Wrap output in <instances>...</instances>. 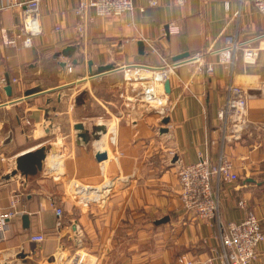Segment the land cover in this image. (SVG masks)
I'll return each mask as SVG.
<instances>
[{"label": "crops", "instance_id": "obj_1", "mask_svg": "<svg viewBox=\"0 0 264 264\" xmlns=\"http://www.w3.org/2000/svg\"><path fill=\"white\" fill-rule=\"evenodd\" d=\"M81 1H43V33L25 47L16 36L24 6L0 0V77L12 86V96L0 87V207L6 211L15 204L17 212L0 240V264H61L59 254L73 251L81 240L87 252L99 256V264H174L181 255H213L221 247L218 221L187 213L180 201L179 167L195 163L200 153L216 160L223 151L240 177L234 184L214 183L223 223L243 219L245 208L238 204L244 201L264 230V45L254 64L245 63L242 49L230 64L209 53L223 48L229 35L239 42L264 35V18L254 4L133 0V10L120 17L87 9L80 33L76 9ZM8 39L16 43L7 44ZM260 41L264 37L254 45ZM69 46L72 56L62 53ZM196 53L199 61L192 60ZM184 54L169 79L172 109L164 124L159 109L149 108L130 87H142L146 80L127 83L126 68L160 67L163 59L170 63ZM209 61L214 62L211 75ZM103 67L109 70L100 72ZM140 73L151 71L141 67ZM235 80L249 91L250 124L241 140L223 143L218 111ZM34 88L38 93L27 96ZM79 122L111 127L113 141L103 146L107 160L95 157L98 140L78 141L74 125ZM64 127L69 131L63 133ZM47 142L56 144L48 157L56 170L63 169L64 158L72 193L53 181L57 173L49 165L28 179L19 173L7 178L18 155ZM54 198L65 210L61 227L51 206ZM36 234L46 240L32 242ZM117 248V258L110 260ZM259 249L254 264H264V243Z\"/></svg>", "mask_w": 264, "mask_h": 264}, {"label": "built area", "instance_id": "obj_2", "mask_svg": "<svg viewBox=\"0 0 264 264\" xmlns=\"http://www.w3.org/2000/svg\"><path fill=\"white\" fill-rule=\"evenodd\" d=\"M45 0H26L23 3H18L17 0H8V4L18 3L24 6L20 32L16 36L23 38L22 44L25 47H30L33 44V39L43 33L41 19V4ZM181 4L183 0H175ZM243 1V0H241ZM258 12L264 18V0H250ZM156 4V1L152 2ZM230 4L226 3V8L229 9ZM92 8L96 16L105 17H120L124 13L132 11L134 8L133 0H82L79 7L76 9L81 21L77 25L78 32L84 31V19L87 9ZM170 24V28L174 25ZM57 29H59L57 27ZM259 38H251L247 41L239 42L234 36H226V45L218 50L209 51L210 54H219L220 62L230 64L233 54L238 49L243 50V58L246 64H254L257 61L259 52L263 48L264 42L260 41L257 45L255 42ZM6 43H16L15 39L7 40ZM201 53H196L192 60L199 61ZM183 60L168 62L163 59V65L160 67H144V66H128L126 68L125 80L127 83H140L146 80V84L142 87L130 85L132 91L138 90L136 94L149 108L159 109L160 114L165 115L172 109L168 103V94L164 89V82L170 79L175 73L179 64ZM206 70L209 75L214 71V62H206ZM145 68L150 70V74H142L140 70ZM69 71H72V66H69ZM9 79L1 76L0 87L11 82ZM20 79L13 78V83H19ZM254 87L261 88V77L257 75L254 78ZM248 98L249 91L247 87L240 81H232L228 88V97L226 103L218 111V119L220 122L219 131L221 133L222 142L241 140L250 124L248 115ZM65 173L57 172L54 177L55 182H60L67 191L73 192V184L65 180ZM240 179L236 172V167L233 160L223 151L219 154L216 160L207 153H200L199 158L195 163L182 164L178 170V180L180 186V201L184 211L189 214L201 218L203 220L218 221L219 225V240L220 249L215 250L213 255L207 258L191 257L181 255L174 264H254L261 257L260 246L264 243V230L261 221L256 213L247 209V204L244 201L239 202L241 208H245V216L236 223L230 222L224 224L219 216L220 202L214 190V183L234 184ZM51 206L55 209L58 217L57 226L64 225L63 216L65 210L59 205V199L51 200ZM15 204L12 209L4 210L0 207V240H4V234L8 229V221L16 215ZM79 225H76V230ZM75 230V231H76ZM46 240L44 234H36L31 236V241L42 243ZM57 259L56 256H54ZM59 259L62 264H99L100 258L98 255L87 252L80 241L77 248L73 251H62L59 254Z\"/></svg>", "mask_w": 264, "mask_h": 264}, {"label": "water", "instance_id": "obj_3", "mask_svg": "<svg viewBox=\"0 0 264 264\" xmlns=\"http://www.w3.org/2000/svg\"><path fill=\"white\" fill-rule=\"evenodd\" d=\"M168 30V28H166ZM143 46V45H142ZM74 48L69 46L63 50V54L66 56H72V50ZM187 54L178 56L175 61L181 60V57H184ZM92 67V62L89 63ZM109 68H101L100 72H106ZM165 92L169 95L171 93V81L168 79L164 82ZM5 90L8 96H12V86L10 83L7 84ZM38 93V91L34 89H30L26 92L27 96ZM169 118H163L162 123L167 124L169 122ZM76 130V137L80 143L90 144L94 140H99L103 133H106L107 129L104 125L100 124H86L84 122H79L74 125ZM167 129H163L162 132H166ZM56 148V144H50L46 146L45 144L42 146H38L31 150H26L17 156L15 163L16 168L11 172L10 175H7V178L11 176H15L18 173L23 176L25 179H28L32 176H37L41 172H43L49 165L48 157L52 151ZM95 157L98 161H104L108 158V153L105 151H98L95 154ZM166 221L165 219L162 222Z\"/></svg>", "mask_w": 264, "mask_h": 264}, {"label": "rangeland", "instance_id": "obj_4", "mask_svg": "<svg viewBox=\"0 0 264 264\" xmlns=\"http://www.w3.org/2000/svg\"><path fill=\"white\" fill-rule=\"evenodd\" d=\"M67 129H68V130H67ZM67 131H69V128H67V127L62 128V132H63V133H66ZM63 135H65V134H63ZM48 141L50 142V141H52V140L49 139ZM52 143H54V140L52 141ZM45 145H46V146H49L50 143L47 142V143H45ZM64 162H65V161H64V158H63V161H62V167H61V168H63V169H61L62 172H65V170H64ZM58 164H59V163H58ZM49 166H51L50 169H49L51 173H52V172H53V173H55V172L57 173L58 170H56V167H55L54 165H52L51 162H50ZM54 170H55V171H54ZM58 172H59V171H58ZM15 198H16V197H15ZM16 199H17V198H16ZM119 249H120V248H117V249H114V250L112 251L113 254H112V256L110 257V260H113V259H116V258H117V253L119 252ZM121 250H122V247H121ZM106 260H108V259H106ZM61 264H62V262H61Z\"/></svg>", "mask_w": 264, "mask_h": 264}, {"label": "bare ground", "instance_id": "obj_5", "mask_svg": "<svg viewBox=\"0 0 264 264\" xmlns=\"http://www.w3.org/2000/svg\"><path fill=\"white\" fill-rule=\"evenodd\" d=\"M111 128V127H110ZM110 128H107V131H106V133H103L102 134V136H101V138H100V140H98L97 141V145H99L100 144V151H105L106 152V149H104L103 148V146H110V143L113 141V135H110V131H111V129ZM110 129V130H109ZM108 131H109V135H107V133H108ZM114 131V130H113ZM97 147V146H96ZM108 159V158H107ZM106 159V160H107ZM115 164V163H114Z\"/></svg>", "mask_w": 264, "mask_h": 264}]
</instances>
